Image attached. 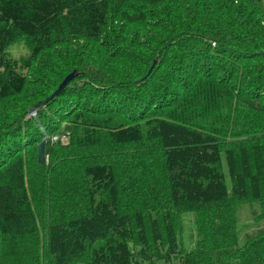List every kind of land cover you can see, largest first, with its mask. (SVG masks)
<instances>
[{
    "label": "trees",
    "instance_id": "obj_1",
    "mask_svg": "<svg viewBox=\"0 0 264 264\" xmlns=\"http://www.w3.org/2000/svg\"><path fill=\"white\" fill-rule=\"evenodd\" d=\"M152 16L164 23L160 26L164 34L158 54L149 51L143 55L142 46H133L130 40L135 27L141 28L140 24ZM97 41L104 43L97 48L92 45ZM19 42L26 54L10 56V47ZM62 43H75L69 45L68 54L76 48L80 51L74 59L66 56L62 72L78 68L80 75L92 69L96 75L103 74L84 81L83 85L93 86L91 95L68 103L65 98L59 99L61 93L34 110V119L30 109L44 98L34 92L35 88L29 92L26 106L15 104L1 110L0 264H74L85 256L88 264H171L178 253L172 217L184 213L210 214L212 241L217 234L235 248L236 241L228 235L226 239L222 231L226 223V232L234 230L233 205L241 201L259 203L264 213V124L259 126L258 135L234 131L235 137L250 135L251 139L222 148L218 144L221 129H208L202 122L209 115L216 117L217 125L221 106L226 109L234 103L264 116V0H0V103L21 96L34 61ZM89 54L90 64L86 61ZM101 56L106 57L103 60ZM155 56L153 77L157 80L158 74L162 81L151 92L158 97L144 109L134 89H148L145 75L128 83L119 79L132 76L131 66L136 72L145 70V62ZM110 59H122L123 67L111 71ZM183 68H191L193 74L179 81L183 91L176 102L175 93L162 82L173 84ZM56 76L55 71L42 73L33 85L47 95ZM63 78L61 75L55 84ZM83 99L84 104L90 99L95 102L93 114L78 111ZM143 100L147 96L143 95ZM125 108L128 113H124ZM148 110L152 111L147 115ZM112 111L126 117L124 123L115 126ZM211 123L214 125L213 120ZM63 124L81 128L73 157L60 148L71 150L69 135L65 144L50 142L51 137L65 133L59 130ZM142 127L147 140L158 145L161 155L157 169L164 170L150 200L156 209L161 208L155 218L141 211L130 216L122 209L121 186L128 182L133 187L131 176L136 163L133 174L127 176L118 171V166L86 152L95 151L102 138L109 147L139 145L143 141ZM43 139L45 155L50 159L46 169L37 158ZM29 150L36 157L34 172L47 173L46 186L38 195L45 194L51 203L59 199L55 212L59 204L62 206L47 227L44 248L39 246L36 216L26 186L24 154ZM221 154L229 187L220 169ZM146 172L143 182L151 191L153 182L148 169ZM58 181L68 194H63V199ZM71 196H81L80 205H64L63 200H71ZM68 205L72 206L69 213H74L69 217L65 212ZM263 244L264 240L246 251L236 249L226 264L240 260L239 264H264ZM204 257L187 253L180 260L181 264H213Z\"/></svg>",
    "mask_w": 264,
    "mask_h": 264
},
{
    "label": "rangeland",
    "instance_id": "obj_2",
    "mask_svg": "<svg viewBox=\"0 0 264 264\" xmlns=\"http://www.w3.org/2000/svg\"><path fill=\"white\" fill-rule=\"evenodd\" d=\"M149 19H150L149 21L147 20L146 22L140 24L143 25L141 28L135 27L136 30L135 35L134 37L131 36L133 38L130 40L131 45L134 46L135 44H139L142 46L141 53H143V55H145L149 51L153 53H156L157 51L158 54L160 48L159 40L164 34V29L160 27L161 24L164 25V23L161 20L158 19L156 20L155 18H153V16L152 18L150 17ZM163 21L165 22L164 18ZM113 28L117 29V27H113ZM122 30L125 33V30L124 29ZM137 35L138 38H136ZM100 43L102 44L104 42L97 41V42H93L92 45L97 46V48H99ZM74 44L70 43L69 45H74ZM69 45L66 44L60 45V47L52 48L49 51L43 53V55L39 56L34 61L31 70L27 76L28 83L26 84L24 93L21 96L14 98L12 101L10 100L0 103V112L5 108H9V105L24 104V106H26L27 105L26 101L30 99L29 92L32 91L34 88H35L34 92L37 91V95H40L39 96L40 98L44 97L42 100L39 99L36 102L39 103L43 101L45 98L49 97L53 92H55L56 88L59 87V85L68 75H71L73 73H75L74 78L70 81L71 83L69 82L70 84L67 86L64 93L61 92L62 94L61 93H60L61 95L59 94L60 95L59 99L65 98L69 103V101H73V99H77L78 97H86L88 95H91L94 92L93 91L94 88L93 86L83 85L84 81L90 78L95 79L103 73L101 74L97 73L96 75V73H94V70L92 69L86 72L83 71L84 75H80L82 71L78 70V68L77 70L76 68L73 69L69 68V71L67 73L62 72L61 68L66 64L68 59V57L66 56L70 55L71 59L72 57L74 59L77 52L79 51V49L76 48L72 53L68 54L69 51L67 50L71 49V46ZM83 49H85V47ZM110 51L113 55L118 56V54L115 53L116 51L114 50H110ZM130 52L131 54L134 55L133 51ZM9 53L10 56L12 55L13 57L15 56L16 58H19L21 55L26 54L25 46L23 45V43L19 42L15 46L10 47ZM120 55L122 54L120 53ZM105 57L106 56H101L103 60L105 59ZM86 61H88L89 64L92 62L90 54L89 56H87ZM110 61L112 63L111 65H113L111 71L115 72V70L117 69L120 70V67L121 68L123 67V65L121 64L123 62L122 59H110ZM145 63H146L145 70L143 71L139 70L136 72L134 70L135 66L134 67L131 66L130 70H132L133 73L132 76H130L129 79H125V80L119 79L121 81L128 83V82L136 81L137 79L145 75V78H147L149 81L148 83H146V87H148V89H144L142 91L143 87L145 86L134 89V93L136 94L135 98L138 99L139 104L141 105V107H144V109L154 101L155 96L158 97L157 92H156L157 94H153L151 92L154 89L159 88L160 85L159 82L162 81V76H159L158 74H157L158 76L157 80H155L153 77V74L157 69L156 68L154 70V67L156 66L157 63L156 56L147 60ZM192 65H194V62L192 63ZM45 67H49V69H45ZM199 67L201 71L206 72L205 68H202L201 65H199ZM215 68H217L216 69L217 71H219L220 69L218 67ZM150 69L151 72L148 74ZM52 71H55L57 73L55 80H53L54 85L52 89L49 88L47 90L48 92L47 95H43L41 93V89L38 86L33 85V81H35L37 79L36 77L40 76L42 73L43 75H49V72ZM60 71L61 73L59 75ZM192 71L193 70H191V68H187V69L183 68L180 71L179 75L176 77V80L173 82V84L170 82L167 83L165 81L162 82L165 86L169 88V90L175 93L176 102H179L181 100V94L183 91L182 89L179 88L180 86L179 81L180 80L181 82L185 81L186 80L185 77L193 74L191 73ZM207 73L208 72H206L205 74ZM214 74H217V72H214ZM61 75H63L64 78L55 84V82L59 79ZM49 82H51L50 79ZM143 95L147 96L146 101L143 100ZM171 102L172 104L175 105V101L171 100ZM52 103H54V101ZM87 103L88 104H84V99H83V101L79 106L78 111H83V110L89 111L90 113L86 112L85 115L87 114L91 115L94 113L92 111L94 108L92 104H94L95 102H93L92 99H90V101ZM61 105H65V104H61ZM221 107H222L221 111L218 113V115L216 114L217 118L219 116L217 125H215L216 117L212 119L211 117H209V115L203 118L204 122H202V124L206 126L208 129H215V131L221 129V132L218 134L219 135L218 144L220 145V147L225 148L231 143L242 145L245 142V140L251 139L250 135L235 137L233 134L235 133L234 131H237L238 133H244L245 131H252L256 135H258L260 131L259 126L264 124V116H260L257 115V113L248 111L247 108L242 104L234 103V106L229 105V107H227L226 109L225 106L223 105ZM68 108L70 110L72 106ZM237 110H240V114L238 115L236 114ZM151 111L152 110L146 111L147 115L150 114ZM128 112L129 110L125 108L124 113H128ZM0 114H2V112ZM34 115L35 113L32 115L33 119L35 118ZM143 115L145 116L144 112ZM111 116L114 119L115 126H117L120 123H124V119L126 120V117L121 116L120 114L118 115L114 113ZM28 118H30V116H28ZM211 120H213L214 125L211 123ZM243 126L244 128H242ZM59 130L69 135L70 140L68 146L71 147V150L65 151L64 150L65 147H60V148L67 155L73 157L75 155L76 136L79 135L81 128L79 127V129H75V128L67 127L66 124H63ZM142 130H143V141L139 145L136 146L127 145L125 147H120V148L109 147L108 144L107 145L105 144L104 139L102 138L101 143H99V146L95 151L86 150V152L90 156H99L101 159L104 160V162L111 163L115 167L118 166L117 167L118 171L119 172L123 171L127 176L128 175L131 176V174H133L132 168L136 163L135 172L133 174L134 176L133 175L131 176L134 178L133 187H132L133 183H128V182H124V185L121 186V190L124 191L121 193L122 209L130 216L137 211L138 212L141 211L144 213L145 216L150 214L152 218H155L156 216H159L161 208L156 209L155 203L151 201L154 198V191L158 187L156 186L157 185L156 182L159 180L160 177H163L162 172H164V170L162 169L161 172L160 169L159 170L157 169L158 166L157 161L161 155L158 145L153 146L152 143H150L147 140L144 127H142ZM221 156L222 157H221L220 169L222 170V173L224 175L225 183L229 187L230 180L227 174V170L224 162V156L223 154H221ZM24 158L26 162V166H25L26 186L31 199L32 208L36 216L39 246L41 248H44L46 242L45 240L47 238V227L57 218L56 212L57 210L60 211L61 209L60 207L62 206L59 204L60 207H58L55 212V207H56L55 203L59 202V199L51 203L49 197H45V194H43V197L39 196L42 195L40 191H43L42 190L43 186H46L47 173H45L44 170H41L39 172H34L35 169L33 166L34 165L37 166V163H36V157L34 156V152L32 150L27 151L24 154ZM44 165H45V169L49 168L50 159H48V157L45 158ZM147 169L149 170V175H150L149 180H151V183L153 182L151 186V191H149V189L146 190L147 187H145L143 182L144 177L147 176V172H146ZM57 186L59 188V191H62V193H59L60 198L63 194L65 195L67 194L65 188L60 186L59 181L57 182ZM69 198H71V200H68V197H66L65 200H63L64 205L65 202L71 204L76 203V205H80L79 201L81 202V196L80 197L71 196ZM61 199H63V197ZM161 202H163V199H161ZM258 204L254 202L241 201V202H236L233 205L231 213L233 211L232 225L234 223V230H230L229 232L228 231L226 232L224 228L227 226L226 223L225 226H223L222 231H224L226 235V239L228 235L231 239H234L236 241L237 246L235 248H233V244L232 246L231 244H228L227 242L228 240L220 238L219 235L217 234L215 235V241H212L213 235L211 233V230L208 228V223H210V221H213L210 214L184 213L181 214L179 217L174 215L172 217V222L175 230L176 246L178 253H177V257L173 260V262H171V264H181L180 257L183 259V256L187 253H196L197 257L205 256L204 258L205 259L206 257L209 258L212 261L211 263L213 264H226L227 259H230V256L236 252V249H239V251L242 249L243 251H246V248L248 246L258 242H262L264 240V213L260 208V206L262 205L259 204L260 205L259 206ZM70 207L72 206L68 205L67 209H65L67 217H69V215L71 214H74L72 212L69 213L68 209ZM95 246L98 245H94V247ZM215 248L217 250H215ZM263 248L264 246L262 247V249ZM215 256H220V257L218 258ZM240 262L242 263V260H240L239 263ZM74 264H88V258H86V256L82 257L77 261H75Z\"/></svg>",
    "mask_w": 264,
    "mask_h": 264
},
{
    "label": "water",
    "instance_id": "obj_3",
    "mask_svg": "<svg viewBox=\"0 0 264 264\" xmlns=\"http://www.w3.org/2000/svg\"><path fill=\"white\" fill-rule=\"evenodd\" d=\"M154 64V63H153ZM151 72V69L149 70L148 74ZM75 73L68 75L63 81L62 83L59 85V87L57 88V90L55 92H53L49 97L45 98L43 101L37 103L33 108H31L30 110H33V113H31L30 115H33L35 113L34 110L46 105L49 101H51L52 99H54L55 97H57L67 86V84L74 78ZM45 146H46V140L44 139L43 141H41L38 145V154H37V158H38V164L39 165H43L45 163Z\"/></svg>",
    "mask_w": 264,
    "mask_h": 264
},
{
    "label": "built area",
    "instance_id": "obj_4",
    "mask_svg": "<svg viewBox=\"0 0 264 264\" xmlns=\"http://www.w3.org/2000/svg\"><path fill=\"white\" fill-rule=\"evenodd\" d=\"M67 139H68V134L67 133H61L59 135L51 137L50 142L52 144H56V143L65 144L67 142Z\"/></svg>",
    "mask_w": 264,
    "mask_h": 264
}]
</instances>
